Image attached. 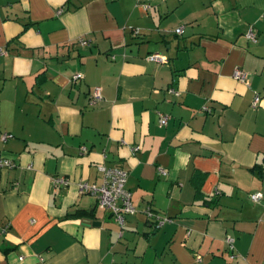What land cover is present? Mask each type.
I'll use <instances>...</instances> for the list:
<instances>
[{
    "label": "crops",
    "instance_id": "1",
    "mask_svg": "<svg viewBox=\"0 0 264 264\" xmlns=\"http://www.w3.org/2000/svg\"><path fill=\"white\" fill-rule=\"evenodd\" d=\"M147 4L0 0V264H264V0ZM101 165L128 171L121 235L78 189Z\"/></svg>",
    "mask_w": 264,
    "mask_h": 264
},
{
    "label": "built area",
    "instance_id": "2",
    "mask_svg": "<svg viewBox=\"0 0 264 264\" xmlns=\"http://www.w3.org/2000/svg\"><path fill=\"white\" fill-rule=\"evenodd\" d=\"M137 3H140L144 8L148 7L149 0H135ZM182 30V27L177 28L175 31L176 33H180ZM247 38L251 41H255V35L253 31H249L247 33ZM78 42L82 45L88 44V41L84 38L78 39ZM3 51L0 49V54H2ZM147 60L154 61L158 63H163L166 61V58L162 55L157 54H149L147 56ZM233 77L235 79H238L240 81H244L246 77V71L235 68L232 73ZM82 79L81 73H75L71 77V82H75ZM169 92L172 94L177 95L178 92L170 87ZM102 89L100 86H94L91 89L88 104L91 106L96 105L99 101L102 100ZM259 101V96H255L253 99V105H256ZM205 110H209L208 108L204 107ZM168 121V115L166 114H159V124L161 126H164L167 124ZM8 137H11V134L8 133H2L1 139L5 141ZM82 150H86L85 147H82ZM15 166L14 160L10 159L9 157L0 155V169L2 168H10ZM98 169L101 171L102 177L101 182L99 184L97 183H88L85 181L78 182V189L80 193H89L93 195L96 198L97 205L100 208L108 209L111 211V213L115 217V221L120 226L119 235H121L122 228L124 226V219L126 215H131L136 212V209L131 201V193L126 187L127 177H128V171L120 166H114V167H107L105 165H101L98 167ZM161 172H163L162 169H160ZM164 173V172H163ZM52 181L54 183H60L62 185H68L69 180L66 177H53ZM251 200L258 201L261 198V195L258 193H254L250 195ZM146 215L149 218L155 219L156 221V227H160L164 222L169 221L170 219L168 217H162L159 216L152 211H150L149 208L145 210ZM226 242L229 246V248L233 249V242L234 239L230 236L226 237ZM234 258V256H232Z\"/></svg>",
    "mask_w": 264,
    "mask_h": 264
},
{
    "label": "water",
    "instance_id": "3",
    "mask_svg": "<svg viewBox=\"0 0 264 264\" xmlns=\"http://www.w3.org/2000/svg\"><path fill=\"white\" fill-rule=\"evenodd\" d=\"M92 224H93V225H98V223H97V222H93Z\"/></svg>",
    "mask_w": 264,
    "mask_h": 264
}]
</instances>
